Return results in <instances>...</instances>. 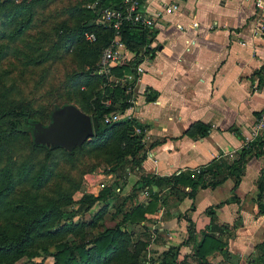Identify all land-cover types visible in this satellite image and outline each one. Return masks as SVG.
<instances>
[{"label": "crops", "instance_id": "0c3cea01", "mask_svg": "<svg viewBox=\"0 0 264 264\" xmlns=\"http://www.w3.org/2000/svg\"><path fill=\"white\" fill-rule=\"evenodd\" d=\"M144 9L154 17L149 44L157 47L140 61L143 69L125 109L143 132L140 166L121 178L132 174L131 186L140 174L169 175L212 157L238 155L244 132L264 105V0H145ZM200 123L207 125L204 131ZM245 154L235 187L229 174L176 200L166 186H153L165 200L158 198L156 209L140 220L150 223L153 245L179 244L187 251L190 243L180 242L189 222L197 239L208 221L205 209L212 206L224 224L214 231L220 250L235 252L237 264H248L254 244L264 239V212L257 211L264 187L259 192L256 186L259 175L264 184V140L251 142ZM98 172L94 179L103 175ZM232 189L236 198L226 200ZM146 196L140 188L132 200ZM211 261L226 262L218 251Z\"/></svg>", "mask_w": 264, "mask_h": 264}, {"label": "trees", "instance_id": "16d2710c", "mask_svg": "<svg viewBox=\"0 0 264 264\" xmlns=\"http://www.w3.org/2000/svg\"><path fill=\"white\" fill-rule=\"evenodd\" d=\"M46 0H0L2 6L0 37L4 36L5 42L0 43V56L7 52L9 45L16 39L21 38L25 29L33 20V9L43 5ZM87 0H77L67 7L68 23H61L55 32L56 37L46 38L48 44L44 42L32 43L29 49H39L43 53L34 56L29 50L24 54L25 60H32L37 63L47 58L59 47L63 48L66 54L71 55L75 62V68L71 69L63 78L64 93L62 96L53 95L49 100V105L45 110L44 116L39 117L32 113L28 100L10 99V89L5 80V72H0V108L7 112L5 125L0 128V150H3L4 158H0V204L3 202L11 203L12 198L7 194L14 184L13 173L17 171V180L26 182L30 186L41 185L53 172L56 163L62 159H74L79 154L86 156H99L100 162L109 164L107 172H111L115 178H124L128 170L137 169L140 166L141 156L138 150L142 146V127L140 122L128 115L119 118L103 121V114L112 111L123 112L129 104L131 90L124 85H109L102 83V77L94 72L93 66L96 62L101 49L109 44L113 37V30L108 25L95 22V12L92 8L86 6ZM121 0H97L98 5H117ZM9 25V26H8ZM91 30L95 37L92 40L84 38L83 31ZM156 28L153 25H133L123 23L120 28L119 38L124 46L134 52V56L127 63H120L110 67V70L120 74L122 70L129 69V64L142 60L144 55L152 56L157 45L151 46L149 43L154 38ZM43 39V38H41ZM44 46V47H43ZM101 83V84H100ZM148 99L152 96L146 95ZM73 101L82 110L88 112L91 117L93 134L83 140L81 144L74 145L71 150L62 146L55 145L48 147L38 142H33L29 132L24 129L27 124L26 117H34L42 122L47 121L48 111L52 106V101ZM134 126L139 131L134 130ZM201 131L207 127L205 124H199ZM23 134L27 137L25 147L28 148L29 157L21 160L18 170L14 169L16 158H14V140L16 135ZM242 146L238 155L224 159L221 156L212 157L204 164L195 167H185L178 172L169 175H158L154 173L140 174L139 178L132 184L131 190L117 197L116 203H110L106 197L114 190L108 185L100 188L97 194L87 193L81 197L80 201L87 202L81 205V209L87 208L95 199L102 200L103 203L94 212L89 215L87 224L98 226L91 232L88 238L78 236L77 240L71 243L61 241L55 244L52 251L55 264H139L141 253L148 243V238L152 234V229L144 232V237H135L134 232L129 230L126 222H140L146 219V213L152 212L157 207L158 198L165 200L164 195L158 194L153 186H166L168 193H172L178 200L182 195L193 197L198 187L214 185L224 179L227 175H234V185L237 182L239 174L243 170L245 160V148ZM42 154L36 158V152ZM31 156L34 158L31 159ZM80 156V155H79ZM74 159H72L74 161ZM187 186L186 189H183ZM256 186L259 192L264 184L261 175L256 179ZM144 188L147 196L144 200L127 202L130 197L133 198L138 189ZM6 196L7 201H2ZM35 196V195H34ZM117 196V195H116ZM25 197H29L26 195ZM233 189L226 200L235 199ZM26 216L24 215L18 227L14 231H9L5 227H0V264H19L15 259L26 253L27 243L30 242L33 233L39 229V226L58 212L55 205L41 204L36 199L24 200ZM125 201L127 203H125ZM21 202H19L20 204ZM16 200L13 205H19ZM258 212H264V202L257 201ZM113 206L109 210V206ZM208 215V221L200 230V235L196 239L194 228L189 222L187 226V235L180 242L189 244L190 251L183 254L180 263L182 264H237L238 255L226 249H221L222 242L216 237L214 231L223 230V225L217 222L216 215L212 206L205 209ZM114 219L112 222L107 221ZM65 226L60 225L55 228H47V231L56 232ZM146 227V226H145ZM149 228V227H146ZM179 244L168 245L170 249L161 264H172L175 261V253ZM221 253L226 260L211 261L216 252ZM250 264H264V239L254 244V250L249 253ZM248 254V255H249ZM232 255L235 258L234 263L226 256ZM191 258L194 262L186 260ZM228 261V262H227ZM230 261V262H229Z\"/></svg>", "mask_w": 264, "mask_h": 264}, {"label": "rangeland", "instance_id": "374dc122", "mask_svg": "<svg viewBox=\"0 0 264 264\" xmlns=\"http://www.w3.org/2000/svg\"><path fill=\"white\" fill-rule=\"evenodd\" d=\"M76 1L46 0L43 5L35 7L33 9V20L23 32L22 37L12 42L7 48V52L2 53V56H0V72L4 71L6 73L5 80L8 85L13 84L9 98L28 100L32 113L36 116H44L49 100L53 95L62 96L61 94L65 90L63 85L65 73L75 68L76 65L71 55L66 54L61 47L37 63L32 60H25L24 54L28 53L29 50L34 56L43 53L39 49H29L28 46L32 43H38L42 46L41 42H44V46H46L48 44V41H45L46 38L50 36L55 38V32L59 24L68 23L67 7ZM0 10H2V6H0ZM2 14V11H0V21ZM0 28H3L1 22ZM5 41L4 36L0 37V43ZM7 116L8 113L0 108V128L5 125ZM15 137L17 138L14 140L12 156L16 158V163L13 170H18L21 160L29 157L30 154L27 153L28 148L25 147L27 137L23 134H18ZM3 150L6 154V149L0 150L1 159L5 156L1 153ZM41 154L40 151H37L36 158H40ZM79 155L76 159L74 157L60 159L56 163L52 174L39 186H30L26 182L18 181L16 178L17 171L13 173L14 184L7 194V197L13 200H11V203L3 202L0 204V227L14 231L18 227L21 218L28 214L24 205H21L24 204L22 198L28 201L36 199L41 204L58 207V212L43 222L39 229L33 233L30 242L27 243L26 253L15 259L14 262L19 264H55L52 251L57 242L71 243L76 241L78 236L88 238L91 232L98 228V226L95 227L86 223L89 215L101 206L106 198L109 199L110 203H116L115 199L119 198V195L131 190L132 174L122 182L121 179L115 178L113 174H107L108 168L106 166H109V164L100 162L98 160L100 159L99 156H86L83 153ZM32 158L34 156H31ZM95 171L103 173L97 180L90 176ZM0 181L2 182L1 179ZM100 182L103 185H100ZM104 185H108L114 191L105 199H95L87 208L81 209L80 206L87 202L84 200L82 204L81 197L87 193L97 194ZM26 195H29V197H25ZM16 200L18 204L21 203L13 205ZM2 201H7L6 196L2 198ZM128 201L131 202L132 199L129 197ZM127 202L125 201V203ZM109 207V210L114 208L112 205ZM113 220L110 219L107 222L110 223ZM150 220H152L151 217ZM60 225L65 227L56 232L47 231V228H55ZM125 226L134 232L135 237H144V232L150 230V223L147 222H126ZM151 240V236H149L148 243H146L141 253L139 264H161V260H164V257L168 254L170 250L168 246H155ZM189 250L183 251L178 246L175 250V261L172 264H182L180 260L183 254L189 252ZM226 257L234 263L235 258L232 255ZM186 260L194 262L191 258ZM247 262L250 264L249 259Z\"/></svg>", "mask_w": 264, "mask_h": 264}, {"label": "built area", "instance_id": "2783aa9c", "mask_svg": "<svg viewBox=\"0 0 264 264\" xmlns=\"http://www.w3.org/2000/svg\"><path fill=\"white\" fill-rule=\"evenodd\" d=\"M144 3L145 0H121L117 5H98L97 0L86 1V6L92 8L95 12V22L108 25L113 30L111 41L101 49L92 69L102 77V83L124 85L131 90L136 76L142 71L141 60L131 63V65L129 64V69L122 70L120 74L112 72L110 67L120 63H127L134 56V52L125 47L119 38L120 28L123 23L143 26L153 25L154 17L144 9ZM169 7L173 8L175 4H171ZM83 36L88 40H92L95 34L91 30H84ZM128 100L130 102L131 97ZM125 109L123 112H107L103 114L102 119L103 121H110L125 116L127 115ZM134 130L139 131V128L134 126ZM258 138L264 140V105L259 109L253 122L244 132L241 145L247 146ZM197 167L195 166V168ZM97 173L99 172L91 173V178L94 179V174L97 175ZM100 185H103V183L100 182Z\"/></svg>", "mask_w": 264, "mask_h": 264}, {"label": "water", "instance_id": "95a60500", "mask_svg": "<svg viewBox=\"0 0 264 264\" xmlns=\"http://www.w3.org/2000/svg\"><path fill=\"white\" fill-rule=\"evenodd\" d=\"M24 127L33 142L48 147L59 145L71 150L93 134L90 114L73 101H52L45 122L34 117H26Z\"/></svg>", "mask_w": 264, "mask_h": 264}]
</instances>
